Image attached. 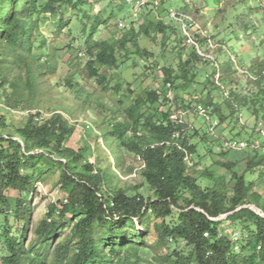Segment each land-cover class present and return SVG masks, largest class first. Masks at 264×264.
<instances>
[{"label":"trees","instance_id":"trees-1","mask_svg":"<svg viewBox=\"0 0 264 264\" xmlns=\"http://www.w3.org/2000/svg\"><path fill=\"white\" fill-rule=\"evenodd\" d=\"M84 5H89L88 0H0V93L9 85L11 66H24L28 72L26 80L20 75L17 78L15 92L20 97L33 86L34 75H40L41 66H33L40 62L34 50L43 48L45 43L40 40L43 37L39 32L40 17L57 16L62 9L67 11L68 7L75 9ZM112 16L110 13L108 17ZM106 19L94 17L92 35ZM172 20L178 23L186 40L179 22ZM167 29L169 26L159 22L153 31L166 34ZM142 30L149 33L148 29ZM134 38L129 32L112 43L87 41L90 76L102 83L103 76L97 65L113 67L119 55L130 58L132 52L127 46L135 41ZM135 47L134 53L142 57L136 42ZM178 48L174 52L181 58L185 48L180 49L181 52ZM192 49L188 59L164 68L165 83L171 84L173 100L177 103H183L177 93L179 88L186 90L196 83L197 74L189 67L193 62L204 61L195 48ZM213 69L212 78L206 82L214 88L205 92V98L200 96L208 115L212 120L218 117L219 125H224L243 108L263 125L258 128V134L263 138L264 151V86L261 84L256 94L232 93V98L214 103L211 96L214 89L219 88L215 87L218 83L214 79L218 68ZM254 74L250 73V76L256 81ZM113 89L122 91L118 84ZM173 100L168 97L167 87L162 92L150 91L126 110L124 122H112L104 134L106 138L122 141L141 158L140 173L146 184V194L104 191L105 176L95 171L92 163L87 162L84 170H78L84 157L66 145L76 129L69 126L61 114L42 123L36 121L37 116H30L16 131L18 139L13 134L7 138L0 136V241L4 248L0 253L1 264H140L138 249L147 247L152 222L158 241L174 244L172 253L166 257L167 264H264V217L248 207L255 205L264 213L262 197L253 192L254 181L233 172L231 188L223 190V185L216 181L212 187L202 188L186 160L188 156L191 160L196 153V146L190 143L186 133L189 129L184 130L170 118L168 111L161 110ZM223 104L230 113L222 111ZM142 109H146L145 112ZM128 134L134 139L124 142ZM2 142L9 146L5 148ZM245 142L248 146L242 151L253 149L254 153L247 162V172L264 166L262 148ZM120 163L118 159L119 167ZM51 170L61 172L57 186L65 198L50 206L47 217L29 239L27 200H17L14 209L7 192L14 190L30 195ZM212 175L207 170L202 173V177L209 180ZM260 177H264L263 172ZM225 215V219L214 220ZM136 219L143 226V232L137 231ZM224 221H229L240 231V239L234 236L237 233L220 228ZM66 228L69 229L67 237L56 243Z\"/></svg>","mask_w":264,"mask_h":264},{"label":"rangeland","instance_id":"rangeland-1","mask_svg":"<svg viewBox=\"0 0 264 264\" xmlns=\"http://www.w3.org/2000/svg\"><path fill=\"white\" fill-rule=\"evenodd\" d=\"M88 2L89 5L75 9H62L57 16L40 17L39 32L43 36L40 40L45 43L43 48L36 47L34 50L40 62L33 65L41 66L40 75H34L33 86L27 88L20 97L15 92L17 78L20 75L26 80L28 72L24 66H11V72H8L9 85L0 93V136L7 138L13 134L18 139L16 131L27 123L30 116H37L36 121L42 123L55 114H61L69 126L76 129L66 145L84 157L77 166L78 170H84L85 163H92L95 171L102 172L105 176L104 191L125 190L134 195L146 194V184L140 173L143 166L141 158L126 148L122 141L106 138L104 134L109 131L112 122L126 120V110L137 98L146 96L150 91L166 90L164 68L185 61L193 51L191 44L182 37L178 23L173 22L172 14L181 12L191 15L201 31L213 36L218 46L214 55L220 78L218 86L215 85L219 89H214L211 98L214 103H222L232 93L253 95L259 92L261 84L264 86V0ZM110 13L113 16L109 18ZM96 15L107 19L92 35V23ZM159 22L169 26L166 34L153 31ZM142 28L148 29L149 33L145 34ZM129 32L131 36H135V41L127 46L132 52L130 58L119 55V60L113 67L97 65L99 74L103 76L102 83H99L90 76V57L86 52V42L112 43L115 38ZM135 42L142 57L134 53ZM176 47H179V52L185 48L181 58L174 52ZM213 67L208 62H193L189 68L197 74L196 83L186 90L180 87L177 92L183 103L173 100L166 107H161V110L168 111L170 118H173L180 107L187 113L185 121L189 130L186 133L188 132L190 143L196 146L190 165L202 188H210L216 181L223 185V190L229 189L233 185V172H237L239 175L244 174L248 181H254L253 192L262 197L264 204V177H260L264 173V166L247 172V162L254 155L253 149H223L224 142L230 139L244 140L262 148L263 138L259 136L258 128L263 125L257 123L242 108L229 117L226 124L218 123L214 132L208 133L213 120L203 116L208 110L200 96L205 98L206 91L214 88L213 84L206 82L208 78H212ZM250 73H255L256 81ZM214 79L216 82V78ZM116 84L121 86L122 91L116 92L113 89ZM222 106L224 113H230L226 104ZM145 110L142 109L143 112ZM143 134L145 135L142 132ZM133 139L128 134L124 142ZM2 145L5 148L9 146L7 142H2ZM261 151L264 154L263 148ZM118 159L121 160V167L118 166ZM206 170L213 174L212 180L202 177ZM60 176L61 172L58 170L48 171L30 195L14 190L7 192L14 209L17 200H27L26 207L30 210L29 239L40 222L47 217L50 206L65 198V194L57 186ZM248 207L264 215L255 205ZM220 218L225 219L226 215ZM135 222L137 231L143 232V226L137 219ZM220 228L237 233L235 237L241 238L240 231L235 230L229 221H224ZM68 233L69 229L66 228L55 242L65 239ZM146 246L138 249L140 264H167L166 257L174 249L172 242L166 245L158 241L153 222ZM3 250L0 241V253Z\"/></svg>","mask_w":264,"mask_h":264},{"label":"built area","instance_id":"built-area-1","mask_svg":"<svg viewBox=\"0 0 264 264\" xmlns=\"http://www.w3.org/2000/svg\"><path fill=\"white\" fill-rule=\"evenodd\" d=\"M172 14V18L179 22L181 26V31L183 35L186 38V41H188L192 47L195 48L197 54L207 62H210L212 66L218 68V64L214 55V52H216L218 46L213 39L212 36L207 34L206 32L201 31L200 27L196 23V20L194 17L187 13H177ZM198 34V35H197ZM200 35V36H199ZM202 40H205L202 42ZM214 45V46H213ZM215 78L218 82L220 78V74L217 72L215 75ZM168 88V97L170 100H173L174 93L171 88V84H167ZM187 113L183 109L177 110V112L173 116V120L176 122L177 125L182 126L185 129H189V126L187 122L185 121ZM206 119L212 120L208 113L203 115ZM218 126V122L216 120L211 121L208 133L214 132L216 127ZM180 133H176V137L178 138ZM248 146V143L242 140H229L227 142H224L223 149L224 150H244ZM188 162L190 163L189 156L187 157ZM206 237H208V233L205 234ZM236 236V234H234Z\"/></svg>","mask_w":264,"mask_h":264},{"label":"water","instance_id":"water-1","mask_svg":"<svg viewBox=\"0 0 264 264\" xmlns=\"http://www.w3.org/2000/svg\"><path fill=\"white\" fill-rule=\"evenodd\" d=\"M257 214H259V215H261L260 213H257ZM261 216H263L264 217V215H261ZM223 217V216H222ZM222 218H217V219H214V220H221Z\"/></svg>","mask_w":264,"mask_h":264}]
</instances>
